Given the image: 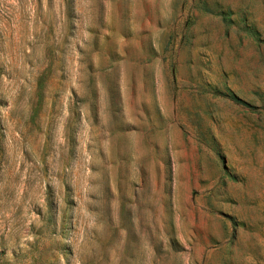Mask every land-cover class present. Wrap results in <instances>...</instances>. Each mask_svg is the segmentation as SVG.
<instances>
[{"label": "rangeland", "instance_id": "1", "mask_svg": "<svg viewBox=\"0 0 264 264\" xmlns=\"http://www.w3.org/2000/svg\"><path fill=\"white\" fill-rule=\"evenodd\" d=\"M0 264H264V0H0Z\"/></svg>", "mask_w": 264, "mask_h": 264}]
</instances>
